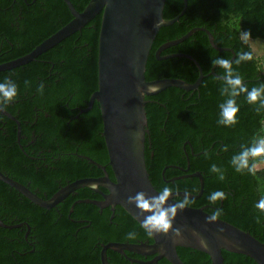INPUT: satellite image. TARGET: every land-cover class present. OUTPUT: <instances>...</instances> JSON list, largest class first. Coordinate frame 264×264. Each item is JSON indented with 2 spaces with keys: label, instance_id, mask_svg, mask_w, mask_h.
Masks as SVG:
<instances>
[{
  "label": "trees",
  "instance_id": "obj_1",
  "mask_svg": "<svg viewBox=\"0 0 264 264\" xmlns=\"http://www.w3.org/2000/svg\"><path fill=\"white\" fill-rule=\"evenodd\" d=\"M69 1L75 10L85 3ZM182 9V0H166L163 19H174ZM70 17L62 0H0V61L48 36ZM198 28L210 32L221 51L213 49ZM193 29L190 37L160 56L192 57L202 70L201 84L194 91L168 88L144 98L147 174L157 191L168 185L173 192L195 196L199 181L191 176L200 173L202 194L189 207L203 208L209 215L220 208V220L264 244V214L255 208L264 197V163H258L255 175L238 173L231 164L242 146L264 136V109L258 112V105H250L246 93H241L235 98L238 123L233 127L218 124L220 105L228 97L221 95L224 70L212 65V59H228L249 90L264 85V68L242 40V33L249 32V39L264 41V0H187L179 20L161 27L153 41L144 73L147 82H195L198 70L190 60L155 57L159 46ZM240 52H251L253 59L236 64ZM212 68L215 76L210 74ZM6 79L16 83L18 96L2 109L19 122L20 134L17 124L0 113V172L22 185L29 183L30 191L39 190L37 195L43 199L67 183L101 177L100 169L73 155L104 166L91 109L81 113L91 96V21L34 61L0 72V82ZM213 164L224 174L223 181L219 173L210 172ZM214 191H223L227 198L209 203ZM71 205L64 201L49 210L40 208L0 181V220L10 227H0V264H100L101 244L141 238L117 207L99 214L93 205H76L69 215ZM77 219L88 220V227L75 223ZM26 224L30 227L27 238ZM129 232H136L134 240L126 238ZM106 254L109 264H129L113 251ZM177 254L184 264H210L209 257L198 251L177 248ZM222 257L224 264H247L241 256ZM156 264L167 263L160 259Z\"/></svg>",
  "mask_w": 264,
  "mask_h": 264
},
{
  "label": "water",
  "instance_id": "obj_2",
  "mask_svg": "<svg viewBox=\"0 0 264 264\" xmlns=\"http://www.w3.org/2000/svg\"><path fill=\"white\" fill-rule=\"evenodd\" d=\"M71 17L62 26L31 46L0 61V72L11 70L32 62L67 37L80 32L91 21V96L85 113L91 109V120L102 150L104 166L84 157L89 164L100 169L102 176L77 180L60 188L49 199H42L26 186L0 172V181L16 190L32 204L51 209L63 200L75 205L95 207H117L140 233L138 244L108 243L101 245L100 263L108 264L107 250L125 255L126 252L139 256H154L151 263L164 259L167 264H184L177 254V248H186L204 253L210 264H224L222 254L241 256L247 264H264V244L225 221L213 224L206 222L203 208H186L178 213L174 227L182 230L183 238L174 242L171 235L148 237L140 227L142 217L127 198L144 191L156 195L145 166V135L147 118L145 97L159 94L168 88L194 91L201 84L203 73L197 62L187 55L161 57V52L170 49L192 35L190 30L183 37L168 41L155 51L157 60L184 57L195 64L198 77L193 84L179 79H160L147 82L144 78L146 62L153 41L161 27L177 22L186 10L187 0H182L183 9L174 19H163L166 0H85L82 7L75 10L69 0H62ZM163 19L164 23L157 27ZM210 46L221 51L213 42V37L203 28ZM214 75L212 71L210 73ZM223 79V78H221ZM157 91L147 92L149 87ZM1 115L17 124L15 118L0 109ZM191 177L198 179L199 192L191 195L194 200L202 194L203 178L200 173ZM185 192H174L183 197ZM73 208V207H72ZM72 211V209H71ZM0 227L10 228L0 220ZM222 229V231H221ZM203 238L207 247H202L197 235Z\"/></svg>",
  "mask_w": 264,
  "mask_h": 264
},
{
  "label": "clouds",
  "instance_id": "obj_3",
  "mask_svg": "<svg viewBox=\"0 0 264 264\" xmlns=\"http://www.w3.org/2000/svg\"><path fill=\"white\" fill-rule=\"evenodd\" d=\"M163 23L164 21L162 19L157 24V27ZM242 38H251V33L243 32ZM252 59L253 55L251 52H240L238 53V58L235 63L240 64L243 61H251ZM212 65L213 67L224 70V86L221 88V95L228 97L220 105V118L218 124L226 127H233L238 123L237 114L240 109L235 98L240 96L241 93H246V100L250 105H258V112L260 109H264V85L253 87L249 90L244 85L242 77L234 73L231 61L228 59L222 57L212 59ZM38 91L41 94L43 93V84L39 86ZM154 91H157V88L150 86L147 89L149 93ZM17 96L18 88L14 81L6 79L4 82H0V109L14 102ZM225 151H227L226 148ZM258 163H264V137L254 138L251 146H242L241 151L231 159V164L238 173L247 171L255 175ZM210 172L219 173L218 179L221 181L225 179L221 169L215 164L211 165ZM173 196V188L165 185L156 195L150 196L144 191H139L136 192L135 195H130L127 198L128 205L133 206L142 217L140 227L148 237L171 235L174 242L183 238L182 230L174 227V221L177 219L179 212H182L191 205L192 199L190 194L186 191L183 197L176 194L174 201L170 203V201L173 200ZM226 198L223 191H214L208 196L209 203L211 204H216L218 201ZM255 208H257L261 214H264V197H261L255 204ZM222 214L223 210L216 208L206 217V222L213 224L219 220ZM257 222H260L259 218H257ZM136 235V232H129L126 238L134 240ZM194 235H197L202 247H207V243L203 238H200L196 233H194Z\"/></svg>",
  "mask_w": 264,
  "mask_h": 264
},
{
  "label": "flooded vegetation",
  "instance_id": "obj_4",
  "mask_svg": "<svg viewBox=\"0 0 264 264\" xmlns=\"http://www.w3.org/2000/svg\"><path fill=\"white\" fill-rule=\"evenodd\" d=\"M162 53V52H161ZM161 55V54H160ZM172 55H176V54H172ZM167 56H169V55H167ZM213 71V68H212V70H211V72ZM16 120V119H15ZM19 123V122H18ZM20 125V124H19ZM20 134V133H19ZM73 155H75V156H77V157H79V158H81V159H83V160H86L84 157H86V156H80V155H77L76 153L75 154H73ZM88 158V157H87ZM87 161V160H86ZM88 162V161H87ZM85 179H88V178H85ZM81 180V179H80ZM77 181V180H76ZM75 182V181H74ZM73 183V182H72ZM58 184H60V182L58 183ZM67 184H70V183H67ZM66 184V185H67ZM66 185H64L63 187H65ZM25 186V185H24ZM29 187V186H31L29 183H27V185H26V187ZM27 187V188H28ZM60 188H62V186L60 187ZM59 188V189H60ZM29 189V188H28ZM58 189V190H59ZM30 190V189H29ZM31 192H33V193H35L36 195H37V193H39V190H35V191H31ZM38 196V195H37ZM43 199V198H42ZM65 200H63L62 202H64ZM61 202V203H62ZM58 205V204H57ZM57 205H55V207L57 206ZM76 205L75 204H72L71 205V207H70V209H69V215H71L72 214V212H73V209H74V207H75ZM94 206V205H93ZM54 207V208H55ZM73 207V208H72ZM97 208V207H96ZM52 209V208H51ZM71 209H72V211H71ZM99 209V208H98ZM107 208H102V209H99V214H102V212L104 211V210H106ZM109 209V208H108ZM115 209V208H114ZM110 210V209H109ZM111 211V210H110ZM115 210H113V211H111V212H114ZM68 217H70V216H68ZM114 218V215H111V217H110V219L112 220ZM75 223H77V224H85V223H87V225L84 227V228H87L88 227V220H86V219H82V220H80V219H77L76 221H74ZM19 226H21V225H19ZM26 227H27V231H26V234H25V237L27 238V236H28V234H29V231H30V227L26 224ZM139 240H140V238H136L135 239V241L134 242H120L119 244H126V243H128V244H138V242H139ZM110 243H112V242H110ZM113 243H118V242H113ZM101 245H106V244H101ZM101 245H100V247H101ZM108 251V250H107ZM100 252H101V249H100ZM107 253V252H106ZM116 253V252H115ZM118 254V253H117ZM107 255V254H106ZM122 259H124L126 262H128L129 264H156L157 263V261L155 262V263H151V261L153 260V257L154 256H146V257H143V256H139V255H136V254H133V253H128V252H126L125 253V255H120V254H118ZM99 257H100V255H99ZM107 261H108V257H107ZM101 264V263H100ZM109 264V263H108Z\"/></svg>",
  "mask_w": 264,
  "mask_h": 264
},
{
  "label": "rangeland",
  "instance_id": "obj_5",
  "mask_svg": "<svg viewBox=\"0 0 264 264\" xmlns=\"http://www.w3.org/2000/svg\"><path fill=\"white\" fill-rule=\"evenodd\" d=\"M242 40L250 47L254 56L260 60L264 68V41L252 40L249 38H242Z\"/></svg>",
  "mask_w": 264,
  "mask_h": 264
},
{
  "label": "built area",
  "instance_id": "obj_6",
  "mask_svg": "<svg viewBox=\"0 0 264 264\" xmlns=\"http://www.w3.org/2000/svg\"><path fill=\"white\" fill-rule=\"evenodd\" d=\"M264 137V136H263Z\"/></svg>",
  "mask_w": 264,
  "mask_h": 264
}]
</instances>
